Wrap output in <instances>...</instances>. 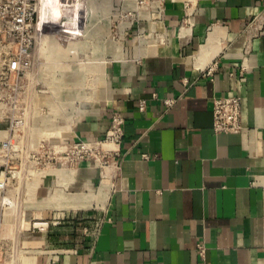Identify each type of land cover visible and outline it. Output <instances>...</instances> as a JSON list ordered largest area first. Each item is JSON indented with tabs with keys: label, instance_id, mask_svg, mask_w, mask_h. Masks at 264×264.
<instances>
[{
	"label": "crops",
	"instance_id": "obj_1",
	"mask_svg": "<svg viewBox=\"0 0 264 264\" xmlns=\"http://www.w3.org/2000/svg\"><path fill=\"white\" fill-rule=\"evenodd\" d=\"M91 9L97 78L66 141L101 140L118 113L119 168L20 173L3 245L18 238L19 264H264V2L164 0L111 56L107 2ZM234 95L244 131L214 134L213 100Z\"/></svg>",
	"mask_w": 264,
	"mask_h": 264
},
{
	"label": "built area",
	"instance_id": "obj_2",
	"mask_svg": "<svg viewBox=\"0 0 264 264\" xmlns=\"http://www.w3.org/2000/svg\"><path fill=\"white\" fill-rule=\"evenodd\" d=\"M89 1L0 0V108L7 110L6 120L9 125L6 131H0L5 134L4 140H0V157L3 159V162H0V168H3L0 172V218L5 216V209L11 206L10 200L5 196V190L12 182L18 180L17 175L28 172L30 165H39L38 172L49 174L59 170L71 171L78 164L85 162L89 169L100 171L104 179L116 173L119 168L120 154L117 147L124 136V120L118 113L111 117L109 127L101 140L67 142V135L58 131L53 136L58 144L51 148L52 152L47 148V153L43 149V144H38L35 152H28L25 147L19 149L20 147L13 143L15 136L18 135L16 131L19 126L22 128L29 122V111L36 108L38 115L41 116L44 110L50 108L52 103L49 102L50 99L56 100L53 94L58 88L51 86L41 77L48 76V71L45 70L47 67L44 60H40V63L36 58L34 52L36 45L51 38L65 48L64 52L67 53L65 62L74 63L79 55L77 47L74 46L83 44L93 16V11L87 4ZM124 1L119 0L122 6L116 7L121 9L123 14H120L117 20L116 38L132 24V18H143L144 12L150 11L151 8H159L164 0H132V10H128V13L123 7ZM184 9L187 18V11L190 15L191 1L184 2ZM81 57L80 60L86 61V53ZM39 66H43L40 67V77L35 79V72ZM215 68L214 65L208 66L205 75H213ZM166 103L171 104L170 101ZM212 118L214 134H241L244 131L241 124V98L235 95L215 98ZM44 138L40 136L39 142ZM39 151L47 157L48 163L28 161L26 164L23 159L18 161V153H21V156L26 154L39 159ZM6 243L8 248L5 245L0 246L5 253L12 250L10 240H6Z\"/></svg>",
	"mask_w": 264,
	"mask_h": 264
},
{
	"label": "rangeland",
	"instance_id": "obj_3",
	"mask_svg": "<svg viewBox=\"0 0 264 264\" xmlns=\"http://www.w3.org/2000/svg\"><path fill=\"white\" fill-rule=\"evenodd\" d=\"M105 1L107 2V9L109 12V16H108L109 47L108 48H109V55L111 56L117 53L118 40L116 38V26L118 22L117 20L119 19V16L122 12L120 11L121 9L119 10L116 7L117 6L120 7V5L122 6V2L120 3L119 0H105ZM98 2L99 0H90L87 4L90 5V7H96ZM104 5H106V3ZM123 7L126 9L127 13L128 10H132V0H125ZM100 15H101L100 13L97 14L93 13V17H94L93 19L95 21L96 20L99 21ZM126 16L127 14L125 15V17ZM50 41L47 42L48 46H50L51 48L50 51L48 50V47H45L44 44H41V45H36L34 52L38 62L41 63L40 60L42 58L44 60V63L46 64L47 69L45 70L48 71V76L43 75V78L46 79L48 83L51 84V86L54 85L55 87L58 88L57 91H55L53 94V96L56 97V100L50 99L49 102H52L50 104V108L48 107V109L44 110L41 116L38 115V111L36 108H32L28 114L29 122L26 123L22 128L21 126H19L18 130L16 131L18 135L15 136V140L13 143L17 144L20 147L19 149H24L25 147L28 150V152L29 151L35 152L37 150L36 148L40 144H43L44 150L48 148L49 151L52 152L51 148L58 144L57 141L55 140V137L53 136L56 135L58 131L63 133V135L68 134L70 124L73 122L74 117L77 115L81 107L87 101L90 92L88 93V91L86 90L93 88L95 86V81L97 78V77H93L92 79L91 77L88 78L85 77L84 74L87 72L86 69L89 67L88 65L89 61L80 60L82 58L81 57L82 54L90 53L92 47H94V44L90 45L83 43V44L75 45L74 47H77L76 49L78 50L79 55L74 63H70L68 61L67 62L63 61V59L66 56V53L64 52L65 48L60 45L62 49L60 48L58 49L55 46V44L56 45L59 44H57L54 40L53 41L50 40ZM38 55L41 57H38ZM40 67L43 66H39L36 69L35 72L36 74L34 77L35 79H38L40 77L39 75L41 73ZM58 70L59 72H61L59 73L60 76L56 74V71ZM69 71L72 72L71 75L69 74ZM84 78L86 80L87 85L86 87L83 88L85 83ZM7 114H8L7 110L0 108V131H6V129L9 127L7 123L8 121L6 120V118L8 117ZM23 134L24 136H22ZM6 135H7L6 137H8V133ZM40 136L41 137L44 136L45 138L39 142ZM4 138H5V134L0 132V140L3 141ZM35 138L38 139L36 140ZM41 150L42 149H40V151ZM40 151L38 152L39 159H37L38 157L31 158L29 155L26 156V154L21 156V153H18L17 155V158L19 159L18 161L20 162L21 159H23V161L26 164H28V161L29 163L33 161L39 164L48 163L49 160ZM45 153H47V150L45 151ZM49 157L50 158L52 157V153L49 155ZM0 162H3V159L1 157H0ZM39 169H40L39 165L38 166L30 165V167L28 168V172H24L29 176L26 182H32L29 180L33 178L37 179L38 174L40 173L38 172ZM2 170L3 168H0V172ZM17 178L18 175L16 179ZM15 182H20V181L18 180ZM28 189L31 190L29 187ZM3 243L4 241L0 240V246H4ZM19 244L20 241L18 240L17 237H15L13 238V241L11 243V245L14 248L13 251H9L5 253L4 250L0 249V263L19 264L20 262H23L26 253L20 252Z\"/></svg>",
	"mask_w": 264,
	"mask_h": 264
},
{
	"label": "bare ground",
	"instance_id": "obj_4",
	"mask_svg": "<svg viewBox=\"0 0 264 264\" xmlns=\"http://www.w3.org/2000/svg\"><path fill=\"white\" fill-rule=\"evenodd\" d=\"M50 40H52V39H51V38H48V39L43 40V41L41 42V44H44L45 47H48V50H49V51H50L51 48H50V46H48V43H47V42L50 41ZM52 41H53V40H52ZM50 42H51V41H50ZM41 44H40V45H41ZM54 44H55V43H54ZM55 46H56L58 49H59V48L62 49V47H60L59 45H56V44H55ZM52 49H53V47H52ZM152 49H153V48H152ZM61 51H63V50H61ZM56 53H57V52H56ZM58 53H59V52H58ZM63 53H64V52H63ZM63 53H62V54H63ZM60 54H61V53H60ZM66 54H67V53H66ZM64 56H65V55H64ZM38 57H41V56L38 55ZM42 57H43V56H42ZM58 59H59V58H58ZM41 60H43V59L41 58ZM66 60H67V57L65 56V58L63 59V61H66ZM56 63H57V62H56ZM59 73H61V72H59V70L56 71V74H57V75H59ZM41 77H43V75H41ZM57 84H59V83H57Z\"/></svg>",
	"mask_w": 264,
	"mask_h": 264
}]
</instances>
